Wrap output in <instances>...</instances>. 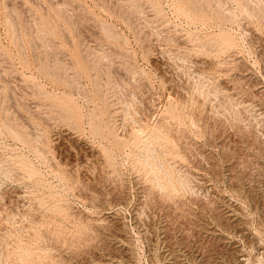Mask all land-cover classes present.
I'll list each match as a JSON object with an SVG mask.
<instances>
[{"label":"rangeland","instance_id":"1","mask_svg":"<svg viewBox=\"0 0 264 264\" xmlns=\"http://www.w3.org/2000/svg\"><path fill=\"white\" fill-rule=\"evenodd\" d=\"M0 264H264V0H0Z\"/></svg>","mask_w":264,"mask_h":264},{"label":"bare ground","instance_id":"2","mask_svg":"<svg viewBox=\"0 0 264 264\" xmlns=\"http://www.w3.org/2000/svg\"><path fill=\"white\" fill-rule=\"evenodd\" d=\"M186 139V138H185ZM155 160V159H154ZM176 168V167H175ZM164 169H165V167H164ZM177 169V168H176ZM180 171V170H179ZM165 173H166V171H165ZM156 175V174H155ZM184 175V174H183ZM182 177V176H181ZM159 183V182H158ZM184 186V185H183ZM55 206V205H54ZM172 207V206H171ZM32 254V253H31ZM46 262V261H45Z\"/></svg>","mask_w":264,"mask_h":264}]
</instances>
